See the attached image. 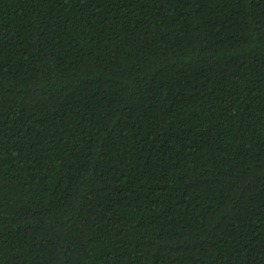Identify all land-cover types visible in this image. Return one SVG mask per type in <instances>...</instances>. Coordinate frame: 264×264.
I'll list each match as a JSON object with an SVG mask.
<instances>
[{"label": "trees", "instance_id": "trees-1", "mask_svg": "<svg viewBox=\"0 0 264 264\" xmlns=\"http://www.w3.org/2000/svg\"><path fill=\"white\" fill-rule=\"evenodd\" d=\"M0 264H264V0H0Z\"/></svg>", "mask_w": 264, "mask_h": 264}]
</instances>
